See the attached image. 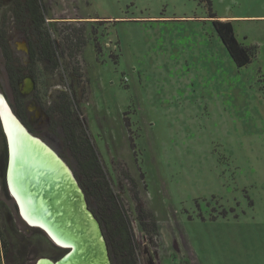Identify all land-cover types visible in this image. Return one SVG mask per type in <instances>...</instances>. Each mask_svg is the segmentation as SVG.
<instances>
[{
    "label": "rangeland",
    "instance_id": "rangeland-1",
    "mask_svg": "<svg viewBox=\"0 0 264 264\" xmlns=\"http://www.w3.org/2000/svg\"><path fill=\"white\" fill-rule=\"evenodd\" d=\"M41 4L57 66L28 65L15 49L24 41L14 5L0 0V95L78 181L47 113L60 93L73 100L124 206L137 264H264V0ZM214 19L231 20L250 63L235 65ZM6 54L19 73H33L34 90L20 100ZM17 91L24 92L19 83ZM6 154L0 125L1 224L12 244L6 264L57 260L66 250L21 218L6 189Z\"/></svg>",
    "mask_w": 264,
    "mask_h": 264
},
{
    "label": "trees",
    "instance_id": "trees-1",
    "mask_svg": "<svg viewBox=\"0 0 264 264\" xmlns=\"http://www.w3.org/2000/svg\"><path fill=\"white\" fill-rule=\"evenodd\" d=\"M10 2L14 5L15 27L29 40L32 49L29 62L32 64L39 60L48 68L56 67L57 47L46 28H43L41 0H10ZM206 2L210 5V0ZM209 17L215 16L210 12ZM212 21L218 37L235 65L243 67L250 63V53L237 40L231 20ZM13 62L10 57H6V72L16 98L20 100L23 96L18 93L17 84L21 82L25 73H19L22 68L15 66ZM11 105L13 106V103ZM73 106V100L68 99L65 93L58 94L47 108L48 122L58 126L64 135L65 144L75 158L78 168L75 175L84 191L89 209L100 224L111 264H137L136 242L124 206L111 187L108 173L101 163L95 143L80 119L79 109L72 108ZM14 112L19 119H22L15 109ZM2 213L4 212L0 198V264H6L11 255L12 244L7 237V227L3 228L1 224Z\"/></svg>",
    "mask_w": 264,
    "mask_h": 264
},
{
    "label": "bare ground",
    "instance_id": "bare-ground-1",
    "mask_svg": "<svg viewBox=\"0 0 264 264\" xmlns=\"http://www.w3.org/2000/svg\"><path fill=\"white\" fill-rule=\"evenodd\" d=\"M30 89L27 80L24 92ZM10 110L0 95V113L12 151L10 184L24 217L32 227L45 228L56 245L73 247L56 264H108L98 226L70 169L39 138L33 140ZM37 264H55V260L42 258Z\"/></svg>",
    "mask_w": 264,
    "mask_h": 264
},
{
    "label": "water",
    "instance_id": "water-1",
    "mask_svg": "<svg viewBox=\"0 0 264 264\" xmlns=\"http://www.w3.org/2000/svg\"><path fill=\"white\" fill-rule=\"evenodd\" d=\"M10 107V106H9ZM11 109V107H10ZM11 113L13 114V116L16 118V120L24 127L26 133L33 139V140H38V137L32 135L29 130L22 124L21 120L14 114V112L12 111V109L10 110ZM0 125H1V128H2V132L4 134V137H5V143H6V150H7V154H6V163H5V170H4V179H5V184H6V189L9 193V195L12 197V199L14 200L16 206H17V209H18V213L19 215L21 216V218L30 226L32 227L28 221L26 220V218L24 217L23 213H22V210H21V206H20V203L18 201V199L16 198V196L13 194V191H12V188H11V184H10V178H9V173H10V168H11V159H12V151H11V146H10V140H9V135L5 129V125H4V122H3V119H2V116H1V113H0ZM41 143H43L45 146H47L51 151H54L50 148V146H48L45 142H43L42 140H40ZM55 152V151H54ZM55 154L58 156V154L55 152ZM59 157V156H58ZM60 158V157H59ZM61 159V158H60ZM62 160V159H61ZM63 161V160H62ZM64 162V161H63ZM69 168V167H68ZM70 169V168H69ZM71 171V170H70ZM72 173V171H71ZM73 175V179L75 180V183L77 184V187L79 188V190L81 191L82 195H83V200L85 202V207H86V210L90 213V215L92 216L93 220L96 222L97 226H98V229H99V232H100V237L104 243V246H105V251H106V258H107V261H108V264H111V261H110V258H109V254H108V249H107V245H106V241H105V238H104V235L102 233V230H101V227H100V224L98 222V220L96 219V217L94 216V214L92 213V211L88 208V205H87V202H86V198H85V195L83 193V190L82 188L80 187L78 181L76 180L74 174L72 173ZM39 229H41L53 242H55V240L53 239V237L50 235V233L43 227H37ZM61 247L62 249H65V253L58 259V260H55V264L60 261L61 259H63L66 255H68L73 247L71 245H68V246H59ZM38 263V262H37Z\"/></svg>",
    "mask_w": 264,
    "mask_h": 264
},
{
    "label": "flooded vegetation",
    "instance_id": "flooded-vegetation-1",
    "mask_svg": "<svg viewBox=\"0 0 264 264\" xmlns=\"http://www.w3.org/2000/svg\"><path fill=\"white\" fill-rule=\"evenodd\" d=\"M13 24H15V23H13ZM16 28V27H15ZM17 29V28H16ZM19 33H20V38L24 41L23 43H21L20 44V46H21V48H19L18 47V44H17V42L15 43V45H16V50L17 51H20V52H25L26 54H27V56H28V65H30L31 63L29 62V60H30V52L32 51V49H31V47H30V43H29V40L25 37V36H23V34L20 32V31H18ZM23 48V49H22ZM5 54V53H4ZM7 55V54H6ZM8 56V55H7ZM14 60V59H13ZM14 62H15V60H14ZM31 66V65H30ZM29 66V67H30ZM29 73V72H28ZM33 74V73H32ZM32 74H28V76H26V74H25V76L23 77V79L21 80V82L19 83V89H20V91H22V89L24 90V84H25V82L27 81V80H30V83H31V89H30V91L29 92H21L20 94L22 95V96H25V95H30L32 92H33V90H34V83H32L33 82V80H32V78L30 77V76H33ZM31 92V93H30ZM37 228V227H36Z\"/></svg>",
    "mask_w": 264,
    "mask_h": 264
}]
</instances>
